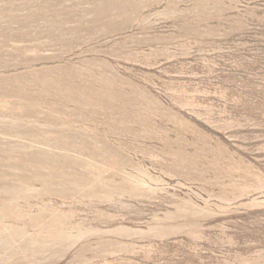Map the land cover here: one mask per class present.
<instances>
[{"label": "rangeland", "instance_id": "rangeland-1", "mask_svg": "<svg viewBox=\"0 0 264 264\" xmlns=\"http://www.w3.org/2000/svg\"><path fill=\"white\" fill-rule=\"evenodd\" d=\"M0 264H264V0H0Z\"/></svg>", "mask_w": 264, "mask_h": 264}]
</instances>
